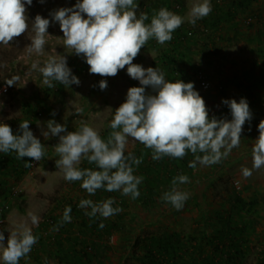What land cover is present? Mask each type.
<instances>
[{
    "label": "rangeland",
    "instance_id": "rangeland-1",
    "mask_svg": "<svg viewBox=\"0 0 264 264\" xmlns=\"http://www.w3.org/2000/svg\"><path fill=\"white\" fill-rule=\"evenodd\" d=\"M215 1L211 0V13L193 26L188 23V13L194 0H180L179 15L184 17V23L172 33V40L159 44L154 38L150 39L133 63L145 68L158 67L165 72L166 79L179 78L184 82H193V73L203 70L213 85L211 91L203 92L195 83L194 87L204 99L209 116L231 120L230 110L221 103L222 98L238 102L243 97L249 103L252 119L243 126L239 147L211 166L197 163L195 168L189 167V162L194 160L191 153L186 155L188 164L182 163L180 158L170 160L165 156L154 161L148 156L147 164L142 162L135 167L134 175L144 178L138 186L140 196L135 200L119 191L103 189L89 195L80 187V181H65L55 164L59 159L55 152L58 137L41 135L46 130V122L55 120L66 124L67 131L77 130L81 122L87 123L107 139L111 132L109 122L124 102L127 89L140 86L127 75V66L111 77L90 74L84 59L64 45L58 23H50L47 29L49 36H46L42 56L27 52L26 46L34 35L31 25L26 33L14 37L10 45H0V64L3 65L0 67V103L3 105L0 122L10 126L13 134H22L20 122L29 121V129L45 149L41 161L29 157L17 159L15 152L0 153L3 159L0 162V206L8 208V234L16 225L25 224L38 236L40 229H45L42 226L45 227L47 219H53L54 226L58 225L64 208L69 205L75 208L81 199L100 202L111 197L116 201L113 207L122 209L110 218L90 219L84 214L85 210L77 207L76 214L73 210L70 213V223H64L58 231L51 230L58 237L55 244L39 240L19 264H45V258L47 264H154L146 254L152 245L162 240L166 242L168 254L177 253L178 264H211L205 260L216 263L225 253H230L232 259L226 264H264V167L253 169L248 178H244L241 171L242 168L252 169V148L259 136L253 118L258 114L257 106L261 107L264 102L261 62H264V22L257 21L254 27L247 22H253L258 15L264 20V0L248 1L245 10L234 6L233 0H221L219 4H214ZM75 2L44 0L41 4L33 0L31 6H26L27 15L30 20L37 14L50 19V11L71 7ZM174 2L137 0V15L146 10L149 16L146 23H149L160 8L169 9ZM188 33L191 36L186 37ZM209 48L212 51H208ZM58 55L66 56L68 66L80 80L79 86L65 88L54 82L55 87L48 88L43 84L42 73L31 68L33 62L39 61V66L43 67L50 57ZM167 58H174V66H166ZM175 70L177 77L173 75ZM12 76H18L19 80L15 86H7L4 81ZM102 79L107 81L103 91L98 86ZM146 92L154 94L151 89ZM142 145L130 139L126 152L139 157ZM28 160L34 162L32 167L24 166ZM79 167L96 170L95 164L83 158ZM180 174L189 177V183L179 185L189 193V198L177 211L161 197L171 189L173 178ZM232 193L239 202L233 200ZM32 215L38 218V225H32ZM101 222L105 225L103 229L98 227ZM82 225L86 230L80 233ZM76 236L83 237L82 247H92L89 254L80 257L74 254L68 239ZM217 245L221 249L216 257L213 251ZM163 259L168 262L167 257Z\"/></svg>",
    "mask_w": 264,
    "mask_h": 264
},
{
    "label": "clouds",
    "instance_id": "clouds-1",
    "mask_svg": "<svg viewBox=\"0 0 264 264\" xmlns=\"http://www.w3.org/2000/svg\"><path fill=\"white\" fill-rule=\"evenodd\" d=\"M33 0H0V45H10L14 37L26 33L31 25L34 32L30 44L26 46L29 54L42 56L49 36L50 23H58L63 33L64 45L72 49L71 53L82 57L89 65L90 74L102 77L115 76L126 68L127 75L139 82V87L127 89L124 102L115 110L108 127L111 132L107 139L87 123L81 122L75 131H67L66 124L55 120L46 122V130L41 132L44 138L58 137L55 152L59 159L55 161L57 169L63 173L67 182L80 181V187L89 195L97 190L119 191L132 200L140 196L138 186L143 176L134 175L135 167L142 163L143 157L126 152L131 141L139 142L151 149V158L156 161L165 156L183 158L188 153L194 160L189 167L197 163L211 166L227 158L232 149L239 147L241 133L246 121L252 119V112L246 98L223 99L231 113V120L209 116L204 99L194 87V82L181 79L168 80L165 72L158 67H143L134 64V58L150 39L164 44L172 40V33L184 23V17L167 8H160L149 20L147 13L137 15V0H76L71 7H60L49 12V18L37 14L29 19L26 6ZM44 3V0H38ZM212 11L211 0H194L188 13V23L195 26L197 21ZM0 67H3L0 64ZM32 69H38L43 76V84L48 88L58 82L65 88L79 86V78L73 74L64 55L50 57L43 67L39 61L33 62ZM18 76L4 81L7 86H15ZM100 90L107 88V81L98 84ZM151 89L154 94H149ZM0 107H3L0 103ZM51 115H55L53 111ZM30 122L19 124L22 134H13L10 126L0 122V153L15 152L16 158H32L41 161L45 156L44 145L29 129ZM259 136L252 148V169L242 168V175L248 178L253 169L264 167V120L258 124ZM63 133V135H61ZM202 153L203 155H197ZM95 164L96 170L79 167L81 160ZM25 167L32 165L25 161ZM189 183L185 174L172 180L170 190L162 194L161 199L177 211L184 207L189 193L179 185ZM114 198L100 202L81 199L78 208L91 218H110L122 211ZM90 209V211H87ZM71 206L63 210L60 223L53 227L58 231L64 223H70ZM32 225H38V218L31 216ZM99 228L105 227L101 222ZM38 236L25 224L16 225L5 243L3 231H0V264H19L28 256L37 243ZM45 264L47 260L45 258Z\"/></svg>",
    "mask_w": 264,
    "mask_h": 264
},
{
    "label": "trees",
    "instance_id": "trees-1",
    "mask_svg": "<svg viewBox=\"0 0 264 264\" xmlns=\"http://www.w3.org/2000/svg\"><path fill=\"white\" fill-rule=\"evenodd\" d=\"M176 1H178V0H176ZM233 3H234L233 4L234 6L236 5V7L241 8V9H244L246 7L247 3H248V0L247 1L246 0H233ZM208 51H210V50H208ZM174 62H176L174 60V58H167V62H165V64H166V66H168V65L174 66ZM173 75L177 77L178 72L175 70L173 72ZM258 108H259V106H257V113L258 114L253 118V122H254L253 124H255V125H256V121L259 120V117H260L259 116V113L260 114L263 113L262 116L264 117V112L258 110ZM261 110L264 111V108H261ZM142 148L143 149L138 154L140 155L139 157H141V156L143 157L142 162L145 163V164H147L146 163V159L148 158V156H151L152 150L151 149H148V148H145L144 145H142ZM169 159L172 160L173 158L170 157ZM180 159H181L182 163L188 164V159H189L188 156L185 155L184 158H180ZM2 160L3 159L0 158V162H2ZM30 160H32V159H30ZM30 160H28V163H30ZM162 162H160L159 165ZM231 196L234 197L233 200L235 202H239V199L236 198V195L234 193H232ZM72 210H73V213H75L76 210H77V206L75 208H73ZM84 227H86V226L82 225L80 227V233L85 232L86 229ZM82 238L83 237L76 236V238H74V239H68L69 246H72L73 247L74 254H76L78 257L83 256L84 254H89V252L92 251V247L91 246L82 247V243H84L82 241ZM221 239H222V237L219 239V241ZM56 240H58V237L56 238ZM78 246H80L82 248H79ZM89 248H90V250L88 251ZM219 249H221V246L217 245L216 248L214 249L215 251H213V253H214V255L216 257H217V255L220 254V253H218L219 252ZM222 249H223V247H222ZM151 251L154 252V253H152ZM167 251H168V248H167L166 242H164L162 240L158 244L152 245L150 247V250L146 254V257L148 259H151L154 264H178L177 261H176L177 253L174 251V252H172V254H168ZM164 256L167 257L168 262H166L167 260H164L163 259ZM230 256H231L230 253H225V254H223V257H221V259L218 257L216 263H213L210 260L209 261L208 260H205V262L206 263H211V264H219V263L226 264V263H230V261L232 260ZM154 258H156V259H154ZM160 258H162V260H160Z\"/></svg>",
    "mask_w": 264,
    "mask_h": 264
},
{
    "label": "built area",
    "instance_id": "built-area-1",
    "mask_svg": "<svg viewBox=\"0 0 264 264\" xmlns=\"http://www.w3.org/2000/svg\"><path fill=\"white\" fill-rule=\"evenodd\" d=\"M219 3H221V0H216L214 2V4H219ZM181 8H182V3H180V0L178 1L175 0L174 5L171 6L168 10L173 11L176 14H179ZM252 23L253 22H251V20H248L247 22L248 25H251ZM189 36H191V33H188V35H186V37H189ZM192 80L197 85V87L201 89L203 92L211 91L213 87L211 81L209 80L207 73L204 72L203 70H196L192 75ZM260 106L261 107H259L258 110L264 112L263 110H261V108H264V103L260 104ZM262 114L259 113L260 117H259V120L256 121V125H258L261 120H264V117L262 116ZM30 164L33 166L34 162H30ZM7 213H8V208L6 206H0V231H3L5 240H7L9 236L6 230ZM44 224H45V227L42 226V228H45V229L48 228V230L40 229V231L38 232V241L42 240V241H47L51 244H55L57 242L56 240L57 235L51 231L54 226V220L47 219ZM35 246H37V244H35L33 247ZM89 250L90 248L88 249V251Z\"/></svg>",
    "mask_w": 264,
    "mask_h": 264
},
{
    "label": "crops",
    "instance_id": "crops-1",
    "mask_svg": "<svg viewBox=\"0 0 264 264\" xmlns=\"http://www.w3.org/2000/svg\"><path fill=\"white\" fill-rule=\"evenodd\" d=\"M246 1H247V0H246ZM248 1L250 2V0H248ZM252 1H253V0H252ZM249 2H248L247 4H249ZM144 13H146V10H144ZM256 17H257V18L259 17V18H258L259 20H258L257 18H256V20H253V24L251 25V27H254V25L257 26V23H258L257 21H263V22H264V20H262V16H259V15H258V16H256ZM254 21H255V22H254ZM212 46H213V45H212ZM213 47L215 48V46H213ZM209 50L212 51L211 48H209ZM261 62H262L263 65H264V62H263V61H261ZM258 65L262 67V64L258 63ZM12 214H13V213H12ZM12 214H11V215H12ZM11 215H10V217H11ZM10 217H9V219H10ZM14 225H15V224H13V227H14ZM26 259H27V258H26Z\"/></svg>",
    "mask_w": 264,
    "mask_h": 264
}]
</instances>
